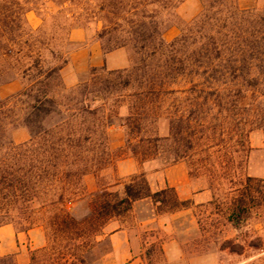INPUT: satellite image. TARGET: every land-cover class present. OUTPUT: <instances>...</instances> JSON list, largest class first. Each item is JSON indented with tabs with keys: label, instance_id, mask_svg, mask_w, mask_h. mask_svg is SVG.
Returning <instances> with one entry per match:
<instances>
[{
	"label": "trees",
	"instance_id": "1",
	"mask_svg": "<svg viewBox=\"0 0 264 264\" xmlns=\"http://www.w3.org/2000/svg\"><path fill=\"white\" fill-rule=\"evenodd\" d=\"M67 1L0 0V87L17 79L27 82L20 94L0 99V206H25L31 229L49 233L62 255H68L78 240L97 243L99 222L128 213L139 200L150 199L157 213H174L194 204L181 199L173 187L154 192L140 174L130 178L122 193H97L83 220L72 215L68 205L84 197V178L107 160L105 146L98 142L108 141L107 132L114 124L105 115L106 106L89 105L91 96L109 94L120 86L119 92L131 93L138 101L143 97V103L179 93L222 100L239 98L246 88L264 82V14L241 8L238 0H202L200 12L189 21L177 14L186 0H80L75 4L78 20L102 24L98 38L104 53L131 48L139 59L122 71L94 68L89 82L69 92L61 81L62 65H52L44 53L48 50L55 62L60 52L41 41L44 28L34 29L27 19L35 11L46 24L50 7L71 17ZM175 24L181 33L168 43L164 34ZM105 76H118L121 82L107 79L104 87L94 89V81ZM56 80L70 94L63 95V101L54 93ZM13 102L22 104L21 119L30 134L22 144L3 134L8 112L15 110ZM54 115L60 119L49 125ZM239 184L224 213L241 231L253 208L264 200V180L255 186V179L246 177ZM10 213V208L3 213L0 227L12 224L6 221ZM260 261L264 264V258Z\"/></svg>",
	"mask_w": 264,
	"mask_h": 264
},
{
	"label": "rangeland",
	"instance_id": "2",
	"mask_svg": "<svg viewBox=\"0 0 264 264\" xmlns=\"http://www.w3.org/2000/svg\"><path fill=\"white\" fill-rule=\"evenodd\" d=\"M79 1H67L72 10L71 17L65 15L67 18L50 7L46 24L37 12L30 11L40 23L37 27L29 22L30 25L38 30L44 28L40 40L61 54L54 62L53 55L44 51L48 62L62 65L61 81L69 92L89 82L94 68L104 67L85 65L83 57L77 55L88 44L98 43L103 50L98 38L102 24L78 20L75 4ZM238 3L241 8L256 9L264 14V0H242V3L238 0ZM201 6L202 0H186L177 14L189 21L200 12ZM80 24L84 27H78ZM74 29L86 31L85 41L71 40L70 33ZM180 33V26L175 24L165 32L164 39L171 43ZM53 37L55 40L51 41ZM118 50L127 51L130 66L126 69L132 68L139 59L131 48ZM107 79L112 84L121 82L118 76H105L97 78L93 88L104 87ZM26 83L17 79L1 85L0 99L5 101L20 94ZM54 84L59 101L64 100L63 95H70L58 87V80ZM119 91L120 86L109 94L91 96L89 105L92 108L106 106L105 115L111 116L114 123L107 132L108 141L98 142L105 146L107 160L99 170L84 178V197L69 204L68 209L76 219L83 220L89 215L97 193H122L130 178L140 174L146 176L154 192L170 187L167 176L181 166L186 167L188 183L177 192L181 199L192 200L194 204L174 213H157L150 199L133 204L128 213L99 222L102 228L97 243L78 240L68 255L61 254L62 249L54 246L44 229H31L25 220L28 215L25 206L3 204L0 224L3 213L10 208L11 216L6 221H12L11 225L19 231H31L34 240L31 264H99L111 248V234L121 229L140 233L142 218L143 264H263L259 259L264 258V200L253 208L241 231L226 220L224 210L242 179H255V186L264 180V82L258 88H246L239 98L222 100L179 93L143 103V97L138 101L131 93ZM13 106L15 110L8 112L4 121L3 134L15 144H22L30 139V134L21 119L22 104L13 102L11 108ZM59 119L54 115L47 123L52 125ZM0 264H15V261L12 256L0 257Z\"/></svg>",
	"mask_w": 264,
	"mask_h": 264
},
{
	"label": "crops",
	"instance_id": "3",
	"mask_svg": "<svg viewBox=\"0 0 264 264\" xmlns=\"http://www.w3.org/2000/svg\"><path fill=\"white\" fill-rule=\"evenodd\" d=\"M239 2L242 3V0ZM27 18L33 26H39L40 23L33 12H29ZM86 36L87 33L83 29H74L70 33L71 40L75 42L85 41ZM77 55L83 57L85 65L91 67L105 66L110 70H121L130 66L127 51L118 50L104 54L98 43L88 44L87 47L81 48ZM167 181L170 187L176 190L181 189L188 183L186 167L181 166L178 171L169 174ZM145 200L148 199L139 200L134 203V206ZM137 206L143 207V205ZM141 223L140 233L131 229H121L111 234V248L100 259L99 264H143V251L140 245L143 240V218ZM33 245L31 231H19L13 225L0 227V257L12 256L15 264H31L30 251L33 250Z\"/></svg>",
	"mask_w": 264,
	"mask_h": 264
}]
</instances>
